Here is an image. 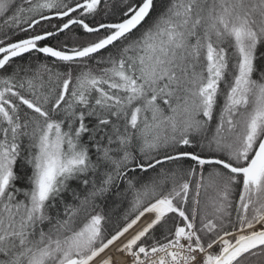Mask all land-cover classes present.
Listing matches in <instances>:
<instances>
[{
  "label": "snow or ice",
  "instance_id": "obj_1",
  "mask_svg": "<svg viewBox=\"0 0 264 264\" xmlns=\"http://www.w3.org/2000/svg\"><path fill=\"white\" fill-rule=\"evenodd\" d=\"M0 264H264V0H0Z\"/></svg>",
  "mask_w": 264,
  "mask_h": 264
}]
</instances>
